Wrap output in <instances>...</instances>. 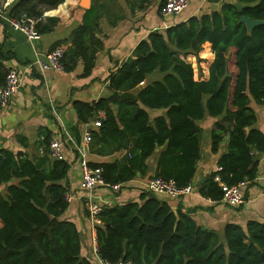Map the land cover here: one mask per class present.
Returning <instances> with one entry per match:
<instances>
[{
	"label": "trees",
	"instance_id": "obj_1",
	"mask_svg": "<svg viewBox=\"0 0 264 264\" xmlns=\"http://www.w3.org/2000/svg\"><path fill=\"white\" fill-rule=\"evenodd\" d=\"M63 1L16 0L9 11L15 16L27 13L40 18L36 25L43 34L52 31L59 19L43 21L41 6L54 8ZM93 1L83 23L68 38L71 45L62 58L66 71L74 69L82 58L85 73H90L98 46H102L96 32L108 7L113 9L117 1ZM125 1L134 10L136 3L144 0ZM208 1L217 6L165 31L153 30L141 40L111 74L107 96L94 104L74 102L81 122L96 120L100 112L105 113L101 125L92 130L89 152L113 158L88 163L100 168L109 184L126 183L138 173L146 175L149 158L158 148L162 149L154 176L173 179L181 186L191 183L202 155L204 131L200 122L207 116L218 118L210 132L211 150L218 152L228 138L227 149L218 160L221 169L207 176L201 194L222 200L217 173L229 184L257 178L264 132L256 126L258 117L251 103L264 104V24L249 33L240 17L264 19V0ZM206 42L212 49L208 44L203 49ZM1 49L0 43V57L5 58ZM200 51L204 56L210 54L209 61L213 52L215 55L208 79H195L194 67L186 60L195 54L198 62L202 61ZM8 70L0 72V86ZM154 73L161 76L151 78ZM153 109L164 112L151 119ZM52 137V133L44 136L43 152L36 159L23 150L0 151V185H5L0 191V264H96L82 255L80 227L65 214L70 202L63 181L70 163L51 156ZM126 139L128 147L124 145ZM21 142L28 145L23 137ZM140 199L104 205L98 213L97 254L102 260L264 264V223L250 220L246 229L228 223L221 235L200 226L190 213L173 210L154 191L145 190Z\"/></svg>",
	"mask_w": 264,
	"mask_h": 264
},
{
	"label": "crops",
	"instance_id": "obj_2",
	"mask_svg": "<svg viewBox=\"0 0 264 264\" xmlns=\"http://www.w3.org/2000/svg\"><path fill=\"white\" fill-rule=\"evenodd\" d=\"M11 5L16 0H10ZM117 5L101 18L99 37L102 46H98L95 63L90 73H85V63L81 58L74 69L70 71L48 70L40 72L33 62L46 57L47 53L57 45H71L70 36L73 30L83 23L85 12L91 8L84 7L82 0H64L54 8L44 7L43 21L49 17L58 18L54 29L43 33L40 38L29 40L24 33L10 27L0 20V43L3 54L0 57L3 69L15 68L22 77L21 86L12 96L6 107H0V151L10 149L23 150L31 158H37L43 152L44 136L52 133L62 143L65 159L70 163L68 177L63 181L67 186L72 200L65 212L66 216L75 220L82 233V255L89 257L96 264H101L97 254V232L95 223L90 217V200L102 206L123 204L129 201H140L141 194L148 189V181L156 172V158L162 148L149 158L150 170L146 175H140L126 183H120L118 189L97 186L92 191H86L81 181V155L78 151L83 143L85 134L99 126L94 119L81 122L74 109L75 101L96 103L108 95L109 82L112 73L133 53L138 43L147 38L153 30L165 31L169 26L188 19L192 15L202 14L212 10L208 0L192 2L186 9L176 15L164 16L160 12L163 0H144L136 3L134 10L125 0H116ZM149 1V2H147ZM142 8H141V7ZM122 15V16H121ZM40 18H37L39 21ZM69 38V39H68ZM211 43L206 42V45ZM93 45V43L91 44ZM94 45L97 44L94 42ZM212 49V45H211ZM213 51V50H212ZM192 65L198 61L195 54H189ZM187 56V57H188ZM199 56L209 62L204 74L195 72V79H208L210 65L214 60ZM187 59V58H186ZM198 63V62H197ZM194 67V66H193ZM201 66L198 63V70ZM154 73L152 77H160ZM251 106L257 114L256 126L264 132V104L258 105L252 101ZM161 109L150 110L151 119L162 114ZM217 117L207 116L200 122L203 127L202 155L197 164L195 176L191 181L193 190L179 197H170L163 193L157 196L166 199L173 210L181 209L190 213L202 227L218 231L223 230L228 223H236L246 229L250 220L264 223V152L259 156V174L253 181H247L244 187L245 202L238 206L229 205L223 200H213L200 192L201 186L209 174L217 171L218 160L227 149V140L223 141L218 152L211 150V129L215 126ZM28 145L21 142V138ZM93 139V138H92ZM92 141V140H91ZM88 143V148L90 143ZM129 146V145H128ZM120 153H117L118 156ZM51 156L55 158L52 154ZM88 161L104 162L113 157L99 156L88 151ZM5 185H0L3 191ZM89 213V214H88ZM3 222L0 220V227Z\"/></svg>",
	"mask_w": 264,
	"mask_h": 264
},
{
	"label": "built area",
	"instance_id": "obj_3",
	"mask_svg": "<svg viewBox=\"0 0 264 264\" xmlns=\"http://www.w3.org/2000/svg\"><path fill=\"white\" fill-rule=\"evenodd\" d=\"M197 0H166L160 8V12L164 16L176 15L186 9L192 2ZM11 5L10 0H0V20L5 21L10 27L15 30H19L26 35L29 40H35L41 37V32L37 28V18L27 13H23L19 16H15L10 13L9 7ZM66 51L65 45H57L51 51H49L44 58L36 59L33 65L37 69L44 73L48 70H63L64 65L62 58ZM22 77L15 68H10L6 75V80L3 85L0 86V107H6L12 96L18 91L21 86ZM105 118V113L100 112L99 118L94 121V124L100 126L102 120ZM92 133L88 131L85 134L83 143L79 146L78 151L81 155V181L82 186L86 191H92L97 186L111 187L112 189H118L121 184H109L102 173L100 168H92L89 165L87 154L89 151L88 143L92 140ZM51 154L56 159L65 158L62 143L58 137H52L50 142ZM221 167L219 166L217 171ZM215 180L219 182L223 192L222 200L229 205L238 206L245 202L244 187L247 181H243L237 184H229L222 181L219 173L215 175ZM148 189L156 193H163L170 197H179L190 193L193 190L191 183L181 186L173 179H166L162 176H154L150 178L148 183ZM67 200L70 202L72 197L70 193L66 195ZM89 211L90 217L95 224L101 223L98 213L102 210L103 206L98 202L90 200ZM97 251V249H96ZM100 258V257H99ZM101 264H134L132 261H119L111 263L99 259Z\"/></svg>",
	"mask_w": 264,
	"mask_h": 264
},
{
	"label": "water",
	"instance_id": "obj_4",
	"mask_svg": "<svg viewBox=\"0 0 264 264\" xmlns=\"http://www.w3.org/2000/svg\"><path fill=\"white\" fill-rule=\"evenodd\" d=\"M89 1H90V0H82V5H83L84 7L89 6ZM240 21H241V22H244V23L246 24L249 33L252 32V30H253V28H254L255 26L260 25V24H264V19L250 18V17H248V16H246V15H241V17H240ZM220 85H221V82H220L219 85L216 87V89H215L216 91L219 89ZM227 138H228V136H227ZM227 138H226V140H227ZM226 140H225V141H226ZM124 145H125V147H128V145H129V144H128V139L125 140Z\"/></svg>",
	"mask_w": 264,
	"mask_h": 264
},
{
	"label": "rangeland",
	"instance_id": "obj_5",
	"mask_svg": "<svg viewBox=\"0 0 264 264\" xmlns=\"http://www.w3.org/2000/svg\"><path fill=\"white\" fill-rule=\"evenodd\" d=\"M205 56L206 57H208L209 58V56H210V54L209 53H206L205 54ZM191 59L192 58H190V56H188L187 57V61L188 62H191ZM198 61H194L193 62V66H194V68H195V72H196V69H197V72L199 73V74H204V70H207V68H208V62L204 59V60H202V61H199L198 63H199V65L201 66V69H200V71L198 70V63H197Z\"/></svg>",
	"mask_w": 264,
	"mask_h": 264
}]
</instances>
